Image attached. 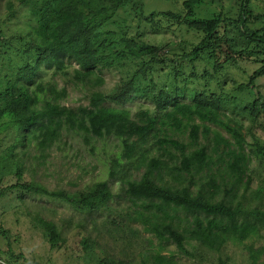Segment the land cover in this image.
Segmentation results:
<instances>
[{
    "label": "trees",
    "instance_id": "obj_1",
    "mask_svg": "<svg viewBox=\"0 0 264 264\" xmlns=\"http://www.w3.org/2000/svg\"><path fill=\"white\" fill-rule=\"evenodd\" d=\"M45 1L16 0L19 9L13 2H6L10 18L23 10V15L29 18L26 21L33 23L34 32L26 33V37L34 36L29 40V58L34 63L28 61L15 68L14 80L7 77L0 81V121L5 120L0 123V129H5L0 136L5 147L0 155V200L10 194L22 202L23 197L31 193L57 198L83 214H98L114 196L109 181H118L124 194L121 198L137 208L130 214V210L125 209L126 217L141 224L142 231L156 241L153 244L147 240L140 253V264H175L176 255L195 259L202 258L204 252L213 257L215 264H234L226 255L227 246L247 241L250 244L243 248L248 264H263L260 259L264 247L257 248L253 244L264 228V177L255 188H250L252 177L260 179V171L251 169L250 157L236 151L228 139L215 131L208 149L201 146L186 151V145L180 140V135L186 132L189 142L194 144L200 131L204 136L209 132L208 127H189L187 122L191 117L206 119L208 116L209 121L215 122L208 107L218 109L224 103L225 108L229 105L227 97L221 98L209 88L212 76L207 69L197 68L203 63V52L214 50L209 56L216 60L213 71L219 72L230 63L233 66H228V70L236 68L238 58L251 49L264 50V25L260 30L249 29L253 14L264 24V15L259 17L249 5L254 0H229L226 12L211 13L209 18L197 15L196 8L203 0H184L181 14L154 13L150 18H140L135 27H123L119 22L115 30L109 25L113 15L109 14L111 7L102 0H52L58 2L56 7H49ZM130 1L115 0L114 12ZM156 15L195 31L200 35L199 42L190 50L186 46L172 53L164 51V44H150L145 25H155L154 31L159 30ZM227 26L234 27L247 40L244 47H213L214 38L221 29L226 31ZM7 41L1 34L0 51L3 53L8 48ZM220 51L225 52L223 60ZM118 59L123 62L119 64ZM64 60L77 64L71 72V84L90 90L89 104L85 107L73 109L61 105L60 100L66 97L65 89L58 91L55 84L45 87L42 79L35 83L41 65H52L59 73H65ZM109 68H117L120 78L112 91L105 92L100 77ZM252 75L249 84L255 86V80L264 77V63L257 64ZM243 89L245 86L239 85L238 90ZM39 95L44 96L41 107ZM136 100L141 105L131 111L128 104ZM261 100L260 96L244 106L238 104L236 112L231 110L238 117L234 118L238 129L246 130L252 137L256 126L264 128V101ZM146 101L148 104L144 105ZM108 103L118 108L107 110ZM204 110H208V115ZM166 125L171 126L172 133L164 128ZM227 129L233 143L239 147L243 143L242 135L232 128ZM156 131L162 134L147 147L148 137ZM65 132L80 135L86 146L91 138L104 140L113 136L119 139L122 152L110 161L109 181L69 193L48 191L22 180L23 165L17 157L18 147L25 148L33 142L42 156ZM252 145L254 149L250 153L259 163L258 168L264 171V143L260 145L255 141ZM122 161L125 165H121ZM134 173L138 174L137 178L131 177ZM162 173L167 180L161 179ZM32 219L50 248L57 249L63 242L60 227L39 216ZM129 231L137 235L136 230ZM0 236L7 238V232L1 230ZM82 242L84 249L93 248L92 242L86 244L85 239ZM125 245L130 247L131 242ZM172 245L175 250L171 249ZM10 258L12 261H3L0 256V264H19L20 256L10 253ZM132 260L104 259L99 264H136ZM23 261L28 263L25 257Z\"/></svg>",
    "mask_w": 264,
    "mask_h": 264
},
{
    "label": "rangeland",
    "instance_id": "obj_2",
    "mask_svg": "<svg viewBox=\"0 0 264 264\" xmlns=\"http://www.w3.org/2000/svg\"><path fill=\"white\" fill-rule=\"evenodd\" d=\"M7 1L13 2L14 7L18 8L16 0H0V37L3 34L8 39L6 53L0 51V81H5L7 77L14 80L15 68L28 61L31 64L34 63V60L29 58V40L34 36L26 37V33L33 34V23L26 21L29 18L23 15V10H20V13H17L14 18H10L6 10ZM102 1L104 5L112 9L109 12V14L113 13L109 25L111 30H115L119 22L123 27L131 25L135 27L140 18H150L154 13L171 11L181 14L184 0H131L123 8H116L115 12V0ZM45 2L49 7H56V3H58L52 0H46ZM228 4L229 0H203L202 5L196 8V12L199 17L209 18L211 13H219L221 10L226 12ZM249 5L254 13L259 14V17L264 15V0H254ZM114 21L115 24H113ZM155 21L160 25L159 30L154 31L153 26L155 25H145L146 37L152 45L164 44V51L172 53L186 46L190 50L192 45L195 46L199 42L200 35L195 31L188 30L185 25H178L173 20H164V18H159L157 15ZM263 25V22L256 20L253 14L249 29L251 31L260 30ZM225 30L221 29L218 37L214 38V48L225 49L227 45L245 46L247 40L245 38L244 40L243 36L234 27L227 26ZM132 31L134 32V28H132ZM213 51L203 52V55L202 52H199L204 59H202L203 63L197 65V68L199 70L205 68L211 74L209 88L213 89L219 97L229 99L228 108H225L226 103L218 109L208 107L213 112L212 117L215 122L209 121L208 116L206 119L198 116L191 117L187 122L189 127L193 125L200 128L208 127L209 132L204 136L200 131L198 140L194 144L189 142L186 132L180 135V140L186 145L185 150L190 151L201 146L208 149V145H212L214 131L228 139L231 147L250 157V168L260 171V179L252 177L250 188L253 189L264 177V171L258 168L259 163L250 151L254 149L252 143L255 141L260 145L264 143V128L256 126L253 131L254 136H250V133L248 134L246 130L241 131L235 125L234 118L238 119V117L235 114L233 115L231 110L236 112L235 110L239 106H244L247 102H252L260 96L262 97L261 101H264V77L255 80V86L249 84V79L253 76L252 72L257 68V64L264 63V50L258 52L251 49L249 53L243 55L244 57L238 58L236 68L228 70V66H233L230 63L226 64V69L222 66L219 72L213 71L216 60L209 56ZM219 53L220 59L223 60L225 52L220 51ZM230 53L228 52V54ZM117 61L119 64L123 62L120 59ZM63 62L65 73H59L52 65H41L37 70L38 79L36 78L35 83L42 79L40 81L45 87L55 84L58 91L65 89L66 97L60 100L61 105L73 109L87 106L90 90L80 85L74 87L71 84V72L77 67V64L74 61L64 60ZM116 69L109 68L100 77L104 81L102 88L105 92L112 91L118 85L120 73ZM239 85H244L245 89L239 91ZM38 97L40 99L39 107H41L44 96L39 95ZM230 99L232 100L230 101ZM147 104V101L144 102V105ZM137 105H141V102L138 100L132 101L128 104V109L135 111ZM113 107L118 108L115 104L108 103L106 109L110 110ZM204 112L208 115V110H204ZM3 121L5 120H1L0 123ZM245 126L249 127L248 122H245ZM164 128L167 129V132L172 133L170 125H166ZM227 128H232L242 135L243 143L239 147L233 143V136ZM4 132L5 129H0V136ZM159 134L162 133L156 131L148 137L147 147L152 143L151 140H154ZM3 144L4 142H0V147H2L0 155L5 152ZM220 149H222L221 146ZM121 152V142L113 136L104 140L91 138L89 145L86 146L83 144L80 135L65 132L49 150L42 152V156L36 149V144L32 142L31 145L25 148L18 147L17 157L23 165L22 180L24 182L40 185L48 191L64 190L74 193L97 182L109 181L110 161L116 156H120ZM166 162L169 167H172L170 161L166 160ZM121 165H125V161H122ZM128 169L135 170L133 167ZM137 176L138 174L134 173L131 177L137 178ZM163 178L168 179L165 173H162L161 179ZM109 185L114 196L98 214H83L69 204L48 196L30 193L23 197L22 202H19L15 200V197L8 194L6 198L0 200V231L7 232V238L0 236V249L2 251H0V256L3 261H12L10 258V253H12L14 256H20L18 260L16 259L19 264H26L23 261L24 257L28 263L36 262L38 264H99L104 259L119 260L121 258L133 259L132 261L136 264H140L142 260L140 253L146 247L147 240H150L153 244L156 241L152 235L142 231L141 224L131 222L126 217L125 209H129L130 214L131 211L137 208L121 198L124 194L119 188V182L109 181ZM34 216H39L45 221L54 222L57 227H60L63 242L59 244L57 249H51L43 232H38L33 223L32 217ZM127 227L130 230H136L137 235H132ZM82 239H85L86 244L92 242L93 248L87 247L84 249ZM128 242H131L130 247L125 245ZM245 244H250V242L247 241L237 246H227L226 255L230 263L248 264L245 258L247 254L243 248ZM8 246L11 250H8ZM253 246L257 248L264 247V228L260 231V237L254 239ZM171 249L175 250V246L172 245ZM260 260L264 264V255L261 256ZM174 262L175 264H215L213 257L211 258V255L205 254V252L202 258L197 256L195 259L185 257L182 254L176 255Z\"/></svg>",
    "mask_w": 264,
    "mask_h": 264
}]
</instances>
